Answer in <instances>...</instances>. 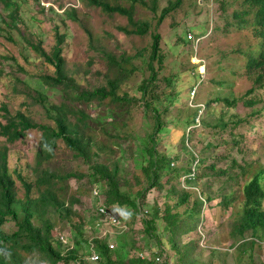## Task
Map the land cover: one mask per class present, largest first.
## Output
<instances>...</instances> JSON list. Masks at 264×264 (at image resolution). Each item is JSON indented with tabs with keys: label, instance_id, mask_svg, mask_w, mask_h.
I'll return each mask as SVG.
<instances>
[{
	"label": "trees",
	"instance_id": "obj_1",
	"mask_svg": "<svg viewBox=\"0 0 264 264\" xmlns=\"http://www.w3.org/2000/svg\"><path fill=\"white\" fill-rule=\"evenodd\" d=\"M182 1L176 0L174 5L170 2L162 10L157 16V27L173 15ZM207 1L219 6L225 22L221 32L224 43L211 56L219 59H209L215 62L219 75L210 80L204 103L195 102L197 89L200 85L204 87L207 72L205 60L198 57V46L204 39L200 33L189 38L197 45L192 57L194 64L188 77H179L178 90L172 79L164 78L165 90L173 94L172 99L168 98L173 100L172 104L179 103L189 89L191 103L165 110L161 108L163 97L158 90L161 76L168 70L162 45L179 49L188 44L187 34L185 37L176 34V46H171L162 34L155 33L149 48L135 57L105 52L107 68L99 72L98 86L67 73L63 48L67 37L58 28L57 42L50 52L43 48L42 42L28 41L32 52L23 55L27 65L14 55L4 56L13 69L27 74L25 79L15 73L7 76L9 85L17 90L21 83L26 99L34 107H41L47 123L38 122L33 112L12 111L7 104L0 106V113L7 116L5 124L0 122V136L6 144L24 140L29 132L41 134L33 165H28L21 154L11 152L6 144H0V264H88L82 259L85 250L79 242L84 235L83 224L74 211L80 201L69 186L71 179L80 176L62 166L68 156L81 161L93 176L99 177L97 181L104 182L107 187L103 206L116 207L122 217L132 215L150 190L166 191L165 201L153 208L146 221L147 230L157 240L158 252L171 255L166 264H204L202 257H197L193 242L185 243L195 223L203 218L204 205L215 210L222 224L232 226L231 237L245 241L241 246L248 242L259 246L264 242V162L258 147H251L248 136L241 131L264 113V109L257 108L260 101L256 96L264 89V0ZM91 2L107 13L128 18L134 26L128 34L138 36L148 35L151 25L135 19L136 6L156 11L159 5V0H153L151 6L128 0L130 7L112 6L106 0ZM15 3L14 0L6 3L11 16L17 12ZM67 15L79 21L73 12ZM89 36L92 39V34ZM10 40L17 43L13 34ZM138 58H144L150 77L132 95L123 87L141 70L135 66ZM223 71L228 78L220 75ZM238 103L249 113L243 117L231 113ZM171 108L178 109L176 118L169 119ZM200 112L204 115L211 112L214 119L208 126L212 136L201 147L190 169L185 170L186 186L178 189L170 184L178 177V171L170 167L171 157L177 158L175 144L172 139L162 144L159 135L171 126L172 132H179L180 139L183 138L180 148H187L190 131L205 124ZM125 144L136 146L129 180L126 177L129 171L118 159L124 155ZM216 154L228 162L225 168L212 162L207 164ZM12 158L19 161L15 166ZM163 174L175 176L169 177V186L163 183ZM209 177H214L211 183L206 180ZM94 218L100 220L96 215ZM57 222L68 223L71 231L68 241L57 234ZM247 236L250 241H246ZM93 242L98 261L104 264H157L155 260L139 258L126 263L115 258V251L104 240L96 238Z\"/></svg>",
	"mask_w": 264,
	"mask_h": 264
},
{
	"label": "rangeland",
	"instance_id": "obj_2",
	"mask_svg": "<svg viewBox=\"0 0 264 264\" xmlns=\"http://www.w3.org/2000/svg\"><path fill=\"white\" fill-rule=\"evenodd\" d=\"M12 1L0 0V106L7 104L12 111L33 112L38 122L47 123L41 107H34L32 102L26 99L23 94L25 87L21 83L18 84L16 90L13 85H9V78L7 77L15 73L20 79H25L27 74L13 69L10 61L4 56L14 55L22 64L27 65L23 55L27 54L28 51L32 52V47L28 44V41L33 43L42 42L43 48L50 52L57 42L56 28L59 29L61 34H66L67 37L66 44L63 47L67 73L70 76L84 79L87 84L97 86L101 85L97 83L99 72L107 68L105 52H113L116 55L127 54L128 57H135L142 54L144 49L149 48L152 35L155 33L162 34L171 46H176V34L181 35V37H185L187 34L188 44L181 45L179 49H171L162 45L163 52L167 56L168 70L161 76L158 90L163 97L161 108L164 110L171 106H189L191 103L187 95L191 91L189 89L182 94L179 103L172 104L173 100L168 98H171L170 96L173 94L165 90L166 82L164 81V78L172 79L177 91L176 84L179 77L182 75L185 78L188 77L187 73L194 64L192 57L197 48V45L189 39V36H196L195 34L200 33L201 37L204 38L198 46V57L204 59L207 65L204 87L201 85L198 87L199 94L196 95V103H204L203 100L206 99L210 80L217 74L218 67L211 60L219 59V56L212 58L211 56L216 55L219 46L224 43L221 32L225 16L219 6L211 1L183 0L179 7L174 8L173 15L167 18L160 27H157V16L161 14L165 7L169 6L170 2L174 5L176 0H159L156 11L145 9L138 4L135 8V19L139 22H149L151 25L150 32L144 36L129 35L128 33H131L134 26L129 23L128 18L119 14L107 13L94 5L91 0H14L17 12L11 16L6 3ZM106 1H109L112 6L130 7L128 0ZM139 1L146 3L148 6H151L153 2V0ZM201 1H203L202 5L200 4ZM67 12H73L79 21L73 20L67 15ZM174 27L177 29H173ZM12 34L17 43L10 40ZM89 34H92L93 40ZM209 59L211 60L209 61ZM135 66L140 67L141 70L136 72L127 82V85L123 87L124 91L132 95H135L136 89L150 77L147 67V71H145L144 58H138ZM220 73V75L228 78L227 72ZM203 88H205L204 93L201 92ZM48 94L51 93L48 92ZM256 96L260 101L257 108L263 110L264 89L258 91ZM184 97H187V99ZM231 113L243 117L249 113V110L238 103L237 107L231 110ZM167 115L169 119L176 118L179 111L177 108H171ZM199 115L205 124L190 131L187 148H180L179 145L183 144V138L180 139L179 132H172L171 126L167 128L165 134L159 135L162 144H167L171 139L175 144L177 158L173 159L171 157L170 167L178 171V177L173 178L170 184L175 185L178 189H184L183 187L186 186V184H183L184 177L187 175L185 170L190 169L198 158L201 147L212 136V129L208 126L214 119L211 112L209 115L200 112ZM6 117L3 113H0V122L5 124ZM241 131L248 136L251 147H258L264 162V113L261 117L250 121V125L244 126ZM140 135H142V132ZM40 141L41 134L39 132H29L24 140L13 145L6 144L5 139L0 136V144H6L11 152L14 151L18 156L21 154L22 159L28 165L34 164L37 152L40 149ZM135 147V145L125 144L124 155L118 158L120 164L124 163L125 169L129 171L126 175L128 180L133 175L134 162L132 159L136 155L133 153ZM160 149L163 150L164 148ZM218 151H221V148H218ZM11 161L14 166L19 162H14V158ZM211 162L220 168H225L228 165V162L219 159L217 154L214 155L213 159L209 158L207 164ZM62 166L80 176L79 179H71L69 186L73 191H76V197L80 201L74 207V211L80 217L84 229L83 237L79 238L80 245L85 250L82 257L83 261L88 264H104L101 260L96 263L91 259V257L98 255L93 242L98 238L104 240L109 247L113 248L116 259H123L126 263L129 259L135 258L148 262L156 261L157 257L163 263L170 262L171 255H161L158 252L157 240L153 238L154 233L149 232L146 228V221L149 219L153 208L155 206L160 207L165 201V190H150L145 199L138 202V209L133 211L132 215L122 217V213L118 212L116 207H107L106 210L119 220L118 226L114 229L107 227L108 224L103 219L100 218L98 221L94 218L96 206L100 205V202L105 205L104 191L107 186L104 182L97 181L98 176H93V172L89 171L81 161L74 160L71 156L66 157ZM164 175V184H166L169 177H175L174 175ZM213 179L214 177H209L206 180L211 183ZM93 191L98 192L99 196L95 197ZM202 215H204L203 218L195 223L194 231L185 238V243L187 241L193 242L192 245L196 250V255L199 259L202 257L204 264H264V242L260 243L259 246H252L248 242L243 247L241 244L245 241H239L240 237L237 240L231 237L232 226L222 224L223 222L218 219L219 216L215 215V210L211 209V206L204 205ZM120 220L122 223H120ZM56 225V232L59 237L69 239L71 231L68 223L57 222ZM246 241H250L249 236H247ZM69 264L78 263L71 262Z\"/></svg>",
	"mask_w": 264,
	"mask_h": 264
},
{
	"label": "built area",
	"instance_id": "obj_3",
	"mask_svg": "<svg viewBox=\"0 0 264 264\" xmlns=\"http://www.w3.org/2000/svg\"><path fill=\"white\" fill-rule=\"evenodd\" d=\"M94 195L95 196H98V192H94ZM98 215L105 217V219L107 220L108 224L111 225V226H113V227H117L118 224H119L117 217H115L114 215L108 213L103 207H99L98 208ZM93 259L94 260H97L98 258L95 256ZM156 262L158 264H165V263H163L161 261L160 258H157L156 259Z\"/></svg>",
	"mask_w": 264,
	"mask_h": 264
},
{
	"label": "clouds",
	"instance_id": "obj_4",
	"mask_svg": "<svg viewBox=\"0 0 264 264\" xmlns=\"http://www.w3.org/2000/svg\"><path fill=\"white\" fill-rule=\"evenodd\" d=\"M189 38H192V35H191ZM187 178H191V176L188 175ZM97 190H98V189H97ZM93 193H94V191H93ZM94 196H95V195H94ZM98 196H99V194H98ZM98 196H95V197H98ZM99 207H103L105 210L107 209V208L104 207L103 204L100 202V205H97V206H96V208H97V209H96V216H98L99 218L103 219V221H105V222L108 224V222H107V220L105 219V217H103V216H99V215H98V208H99ZM106 211H107V210H106ZM107 212H108V211H107ZM108 213H109V212H108ZM112 215H113V214H112ZM114 216H115V215H114ZM115 217H116V216H115ZM117 219H118V218H117ZM118 222H119V220H118ZM107 227H112V228L115 229V227H113V226H111V225H109V224H108ZM96 257L98 258V256H96ZM93 258H94V257H91V259H92L93 261H95V262L98 261V259H97V260H94ZM157 258H159V257H157ZM155 262H156V261H155ZM156 263H157V262H156ZM157 264H158V263H157ZM165 264H166V263H165Z\"/></svg>",
	"mask_w": 264,
	"mask_h": 264
}]
</instances>
